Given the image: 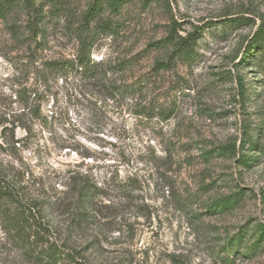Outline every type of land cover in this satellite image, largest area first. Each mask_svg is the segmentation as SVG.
<instances>
[{
  "label": "rangeland",
  "instance_id": "1",
  "mask_svg": "<svg viewBox=\"0 0 264 264\" xmlns=\"http://www.w3.org/2000/svg\"><path fill=\"white\" fill-rule=\"evenodd\" d=\"M42 4V61L73 59L95 26L113 31L89 40L100 67L79 80L69 69L37 71L35 47L8 32L24 23L20 6L0 21V168L40 204L38 218L71 236L87 264H264V154L244 151L259 159L245 167L220 149L238 145L246 123L264 127V75L241 60L264 0H126L116 13L103 3L88 24L91 0ZM231 17L251 20L235 27ZM175 23L178 35L201 33L189 57L172 52ZM21 88L41 92L37 118L23 121L29 131L4 124ZM76 169L112 177L96 208L107 216L66 230L50 201ZM1 212L0 264H37Z\"/></svg>",
  "mask_w": 264,
  "mask_h": 264
},
{
  "label": "trees",
  "instance_id": "2",
  "mask_svg": "<svg viewBox=\"0 0 264 264\" xmlns=\"http://www.w3.org/2000/svg\"><path fill=\"white\" fill-rule=\"evenodd\" d=\"M125 2L126 0H105L104 2L102 0H91V4L84 15V22L88 24L94 16L99 14L98 8L103 3H105L111 13H116ZM19 6L24 12V23L23 25H17L16 23L8 25V32L14 38L20 37L23 39L29 49L31 45L35 47V51L32 50L33 56L31 59L37 71L43 72L47 76V74L52 72H65L69 69L73 70L79 80L96 77L100 61L91 59L92 43L89 40L93 38L94 34L112 32L113 29L108 25L109 23L106 22L101 27L95 26L93 32L90 33L91 37H84L80 41L78 52L73 59L42 61V57L36 54V51L42 47V0H1L0 21L7 20ZM250 20L248 17H231L228 19L229 24L235 27L248 23ZM175 25L176 28L172 26L167 38L173 45L172 52H179L189 57L192 55L201 33L198 28H195L192 32H187L181 36L177 34V26L179 24L175 23ZM20 26L23 27L20 28ZM241 60L243 62L248 60L249 62H255L259 73L264 75V17H259V24L253 35L248 38L241 54ZM236 82L243 99L245 95L243 79L238 77ZM113 89L114 87L110 88L108 92ZM40 95L41 92L37 88H21L17 90L14 97L18 108L9 109L11 113H8L6 117L11 118H5L4 124H12L13 127L19 126L25 131H29V126L23 121L37 118L40 111ZM14 117L16 119H13ZM53 117V113L50 112V115H47L45 120ZM262 138H264V127L257 126L255 131H251L249 124L246 123L242 129V136L239 139L240 143L238 145L235 142L227 144L221 146L220 149L233 156L238 152L240 155L238 162L245 167H250L252 165L251 162L254 163L259 159H257V155L244 153V151H257L259 154H264L261 145ZM75 166L77 167L78 165ZM128 180L130 179L128 178ZM110 181H112V177H107V174L103 175L100 181L93 173L87 170L76 169L70 171L66 178V183L63 184L66 189L61 192V197L56 196L54 201H50L51 204L60 207L63 214H66L67 224L63 228H66V230L71 228L73 230L76 226L87 222L90 216L94 217L97 215L105 218L107 215L102 214L101 210L100 212L97 211L96 208L99 206V200L107 198L106 189L109 188ZM117 183L120 190H125L127 183ZM39 206L40 204L35 199L30 196L26 197L23 193V187H18L0 168V211H2V220L8 227V231L14 233V235H11L20 244L24 254L37 264H87L80 255V251L71 243V236L61 238L57 231V233H53L52 226L43 216L42 221L38 218ZM101 208H107V206L105 205ZM257 231L260 236H263L264 225H259Z\"/></svg>",
  "mask_w": 264,
  "mask_h": 264
}]
</instances>
